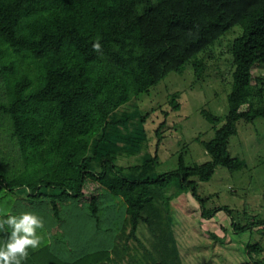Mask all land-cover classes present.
<instances>
[{"label": "trees", "instance_id": "16d2710c", "mask_svg": "<svg viewBox=\"0 0 264 264\" xmlns=\"http://www.w3.org/2000/svg\"><path fill=\"white\" fill-rule=\"evenodd\" d=\"M238 24L225 121L202 140L211 159L187 163L184 144L171 170L158 171L157 150L120 164L118 151L150 144L146 116L124 134L116 127L129 114L119 110L187 62L203 77L218 58L214 43ZM263 63L264 0H0V219L33 212L44 222L41 246L23 264H186L171 205L186 191L201 219L224 210L235 231L264 226L257 216L237 222L227 205L208 207L199 190L217 167H245L230 139L240 120L264 118L263 76L253 72ZM166 124L154 130L156 149ZM142 224L150 236L139 234ZM10 231L0 230V246ZM247 251L245 264H264V242Z\"/></svg>", "mask_w": 264, "mask_h": 264}, {"label": "rangeland", "instance_id": "374dc122", "mask_svg": "<svg viewBox=\"0 0 264 264\" xmlns=\"http://www.w3.org/2000/svg\"><path fill=\"white\" fill-rule=\"evenodd\" d=\"M241 32L242 27L238 24L216 40L213 46L216 45L214 53L218 58L212 54L209 69L203 77L196 76L191 63L187 62L183 74L176 71L169 73L150 91L138 95L119 110L120 113L129 114L127 123H120L116 127L124 134L139 128L142 115L146 116L150 144L131 155L118 151L120 164L129 166L137 163L144 150L152 154L157 150L160 162L158 171L171 170L176 167L178 153L184 144H188L185 155L187 163H201L211 159L202 140L213 137L215 127L221 126L225 121L228 111L227 95L233 81L232 57L228 50ZM253 72L255 76H263L260 80L263 84L264 63L254 66ZM175 92L181 103L178 110L171 109L169 102ZM167 110L171 112L165 114ZM204 110L212 112L213 121L205 117ZM215 118L219 120L215 122ZM164 119L167 124L163 134L166 136L156 149L157 137L154 130ZM237 125L238 134L231 137L229 151L233 156L245 159V167L231 172L226 167L219 166L210 180L200 183L199 190L201 194L208 196V207L227 205L233 210L234 220L245 224L250 217L264 219V118L259 117L254 122L240 120ZM124 142L123 139L119 140L120 144ZM176 189L177 186H172L171 191ZM171 205L176 238L182 246L186 264H245L248 243L264 242V226L252 232L235 231L231 216L224 210L219 211L213 219H201L200 204L190 191L176 195L171 200ZM214 232L220 238H216ZM139 234L150 233L142 224Z\"/></svg>", "mask_w": 264, "mask_h": 264}, {"label": "clouds", "instance_id": "9594fccd", "mask_svg": "<svg viewBox=\"0 0 264 264\" xmlns=\"http://www.w3.org/2000/svg\"><path fill=\"white\" fill-rule=\"evenodd\" d=\"M94 49L100 51L101 45L97 42ZM7 226L11 229L7 241L0 246V264H23L29 256V249H38L42 237L38 229L44 227L41 217L33 212H23L19 215H7L0 219V230Z\"/></svg>", "mask_w": 264, "mask_h": 264}, {"label": "built area", "instance_id": "2783aa9c", "mask_svg": "<svg viewBox=\"0 0 264 264\" xmlns=\"http://www.w3.org/2000/svg\"><path fill=\"white\" fill-rule=\"evenodd\" d=\"M251 264H253V261H251Z\"/></svg>", "mask_w": 264, "mask_h": 264}]
</instances>
